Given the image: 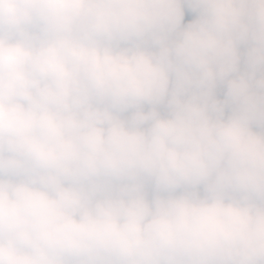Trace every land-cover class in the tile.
Listing matches in <instances>:
<instances>
[{
    "label": "clouds",
    "instance_id": "1",
    "mask_svg": "<svg viewBox=\"0 0 264 264\" xmlns=\"http://www.w3.org/2000/svg\"><path fill=\"white\" fill-rule=\"evenodd\" d=\"M0 264H264V0H0Z\"/></svg>",
    "mask_w": 264,
    "mask_h": 264
}]
</instances>
